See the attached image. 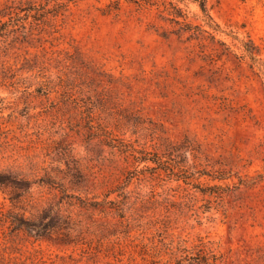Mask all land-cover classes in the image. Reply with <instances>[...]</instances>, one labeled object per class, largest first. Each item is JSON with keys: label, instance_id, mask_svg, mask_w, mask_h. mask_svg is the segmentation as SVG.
I'll return each instance as SVG.
<instances>
[{"label": "rangeland", "instance_id": "374dc122", "mask_svg": "<svg viewBox=\"0 0 264 264\" xmlns=\"http://www.w3.org/2000/svg\"><path fill=\"white\" fill-rule=\"evenodd\" d=\"M202 1L0 0V264H264V0Z\"/></svg>", "mask_w": 264, "mask_h": 264}, {"label": "trees", "instance_id": "16d2710c", "mask_svg": "<svg viewBox=\"0 0 264 264\" xmlns=\"http://www.w3.org/2000/svg\"><path fill=\"white\" fill-rule=\"evenodd\" d=\"M196 3H198L200 9L202 10L204 16H206L207 19L212 20L210 14H208L207 12V8H206V4L205 2H203L202 0H194ZM15 4V2H13ZM15 8L17 9V6L15 7H8V9H12ZM179 24V22H177ZM211 25V24H210ZM212 27L213 30L216 31V28ZM216 27H218L216 25ZM2 37V35L0 34V38ZM1 42V39H0ZM219 43H221L222 45H225V43L219 41ZM38 93H40V90H37ZM0 189L3 190V192H6L7 194L10 195V200L13 203L18 202L19 199L23 196V194L20 193V191L23 190V192L30 190V186L28 184V182L19 179L17 176H14L11 173H6L4 171L0 172ZM50 216L47 215L46 218H49ZM15 222L12 223V225H14ZM46 224L44 222H41L40 225H37V228H41L42 226H45Z\"/></svg>", "mask_w": 264, "mask_h": 264}]
</instances>
